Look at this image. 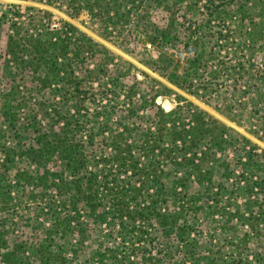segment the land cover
<instances>
[{
	"label": "rangeland",
	"instance_id": "1",
	"mask_svg": "<svg viewBox=\"0 0 264 264\" xmlns=\"http://www.w3.org/2000/svg\"><path fill=\"white\" fill-rule=\"evenodd\" d=\"M0 264H264V0H0Z\"/></svg>",
	"mask_w": 264,
	"mask_h": 264
},
{
	"label": "trees",
	"instance_id": "2",
	"mask_svg": "<svg viewBox=\"0 0 264 264\" xmlns=\"http://www.w3.org/2000/svg\"><path fill=\"white\" fill-rule=\"evenodd\" d=\"M67 26H68V28H70V29L73 30V27L72 26H70L69 24H67ZM46 41L48 42V40H46ZM63 45H65V44H63ZM55 48H56V44L55 45L53 44L52 45V54H51V58H52L51 63H52V65H56L55 52H54L55 51ZM49 69H50V67H49ZM155 105H156V108L158 109V111L161 113L162 116L165 117V116H167L166 114H168V115H171L172 114V113H168L167 112L165 115H163L164 114V113H162L163 112V109L159 106V104H155ZM45 137L47 138V136H45ZM45 137L40 138V140H44L45 141L44 143H42L43 151H45L48 155L50 153H53L54 151H58L59 154H62L61 152L64 151L63 152L64 153V156L65 157H68V153L73 152L76 149V146L75 145H71L68 142H66L65 140H58L56 138H55L56 140L55 139H48V140H46ZM77 151H78V149H77ZM76 160L78 161V165L79 166L83 164L84 159L81 157L80 153L77 154ZM80 161H81V163H80ZM77 188H78V186H77Z\"/></svg>",
	"mask_w": 264,
	"mask_h": 264
},
{
	"label": "built area",
	"instance_id": "3",
	"mask_svg": "<svg viewBox=\"0 0 264 264\" xmlns=\"http://www.w3.org/2000/svg\"><path fill=\"white\" fill-rule=\"evenodd\" d=\"M156 103L160 105V102H156Z\"/></svg>",
	"mask_w": 264,
	"mask_h": 264
}]
</instances>
